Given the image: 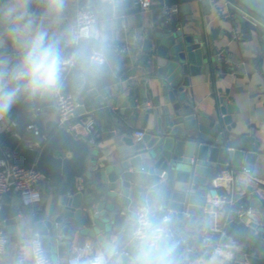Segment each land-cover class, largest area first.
<instances>
[{
  "label": "water",
  "instance_id": "water-1",
  "mask_svg": "<svg viewBox=\"0 0 264 264\" xmlns=\"http://www.w3.org/2000/svg\"><path fill=\"white\" fill-rule=\"evenodd\" d=\"M228 1L236 5L232 10L231 28L240 25L253 45L264 51V0ZM75 2L84 3L85 0ZM190 2L199 3L206 14L209 11L208 0H181V3ZM164 30L154 34L153 40L143 41L147 52L153 47L151 60L155 75L152 79L156 82L158 104L146 108L131 103L136 109L133 117L141 121L142 128H146L151 119L152 130L134 143L124 138V146L116 147V154L103 162L91 159L99 185L89 196L82 191L66 197L63 212L53 221L40 213L33 215L36 233L48 256L54 247L51 239L56 235L53 224L61 225V233L77 228L80 235L89 237L94 243L107 239L117 233L113 229L122 217L119 210L129 209L139 194L152 185L162 190L167 211L181 221L184 215L202 218L204 209L211 207L208 199L225 197L222 189H214L211 184L220 172L246 173L264 182V126L247 127L239 109L223 100L218 108L207 111L196 108L187 91L190 78L199 75L208 61L207 41L201 35H186L182 29L165 26ZM219 31L214 28L210 38L214 40ZM224 36L230 38L231 32ZM87 96L96 102L101 99L93 88L87 91ZM41 100L42 112L35 122L46 136V142L29 148L15 136L1 135L0 144L21 163L35 165L47 176L81 177L87 158L96 155L91 144L97 138L58 127L52 98ZM82 106L81 100L76 113L89 119L90 112H84ZM87 131L94 135L99 133L93 122L87 126ZM85 175L89 178L91 172ZM95 183L93 181L92 185ZM247 191L251 192L252 188L248 187ZM104 198L111 199V203L103 202ZM246 200L251 207L258 201L255 195ZM14 215L10 214L5 222L6 233L12 238L17 233ZM259 218L260 214L254 212L237 222L256 231L264 242V225L259 226ZM68 219L74 220L76 225L62 222ZM177 227L180 230L178 224ZM180 237H186L181 230ZM226 241L227 237L221 238V242ZM186 255L185 251L180 255L181 264H186ZM205 256L209 258L210 254L207 252ZM237 257L244 259L243 255ZM259 257L264 259V247ZM60 263L66 264V258Z\"/></svg>",
  "mask_w": 264,
  "mask_h": 264
},
{
  "label": "crops",
  "instance_id": "crops-1",
  "mask_svg": "<svg viewBox=\"0 0 264 264\" xmlns=\"http://www.w3.org/2000/svg\"><path fill=\"white\" fill-rule=\"evenodd\" d=\"M118 4L119 16L109 64L102 76L87 84L84 97L80 98L84 112H90L89 119L76 113V116L68 123L69 130H77L88 138H97L91 144V149L96 150V155L87 158L81 177L47 176L38 186L41 202L33 207H23L18 196L13 193H8L3 197L0 201V220L6 222L10 214H15L17 233L14 238L7 235L8 241L0 264H29L16 259V250L19 244H26L33 235L37 234L33 215L40 213L47 220L56 219L63 212L64 199L71 198L77 192V178L81 179L84 186L83 192L89 196L99 185V181L94 177L91 159L103 162L116 154V147L124 146V138H129L134 143L135 131L141 130L146 133L152 130L151 119L147 121L146 128H142L141 121L133 117L136 109L131 107V103L146 108L158 104L156 82L152 79L155 75L151 60L153 47L150 52H147L144 50L143 41L153 40L154 34L165 31V25L152 8L147 11L135 9L129 0H118ZM217 6H222L221 2ZM217 6L210 4L207 14L204 7L197 2L181 3L178 6L179 12L175 16L177 24L174 30L182 29L186 35H201L207 41L208 61L202 66L199 75L190 78L188 96L193 98L196 108L201 111L218 108L221 105L220 101L223 100L225 104L235 105L239 109L244 115L243 120L247 127L264 126V51L253 45V41L249 36L246 37L247 33L240 25L231 28L233 14H229L226 18L217 17ZM214 28H219L220 31L212 40L210 35ZM234 30L242 33L241 39L237 40L232 37ZM226 32H231L230 38L224 36ZM124 44L128 46V49L125 53H120L118 48ZM90 88L97 92L98 97L101 98L99 101L96 102L87 96ZM42 101L36 99L31 103L21 100L7 115L17 121L20 134L29 136L23 127L32 120L30 112L32 105L35 104L41 108ZM91 122L95 124V131L99 132L97 135L87 131V126ZM3 149L7 148L3 146ZM129 171L132 172L131 169ZM86 172H91L89 178L86 177ZM237 176L239 180L237 190L234 189L232 193L223 190L224 199L230 198L229 204L219 208L223 198L208 199L211 207L204 209L202 218L184 215L183 220H175L181 232L186 236L185 238L179 236V241L189 258L186 264H208L209 261H214V264H248L244 245L233 242L225 233L227 241L221 242L223 236H219V250L215 254L208 252L209 258L205 256L207 251H202L198 247V235L202 228L225 223L224 230L225 228L231 229L230 218L227 220L228 210L231 208L244 205L252 209L253 212L260 214L257 220L259 226L264 225V182H256L246 173H237ZM69 177H72L74 192H60L62 183L68 181ZM93 181H96L94 185H92ZM248 187L252 188L251 192L247 191ZM253 195L258 201L253 203L254 207H251L246 198H252ZM102 200L107 204L111 203L109 198ZM128 210H119L122 211V217L113 231L120 230ZM65 221L76 225L72 219L62 222ZM238 224L244 223L238 222ZM53 228L56 230V235L51 239L54 247L49 257L56 264H61L62 258H66L82 244H95L89 237L80 235L77 228L64 233L60 231L61 225L53 224ZM255 234H257L256 231ZM260 241L261 247H264V242ZM26 253H29L27 248ZM239 255H243L244 259L239 258L238 260ZM191 256H193L192 260Z\"/></svg>",
  "mask_w": 264,
  "mask_h": 264
},
{
  "label": "clouds",
  "instance_id": "clouds-1",
  "mask_svg": "<svg viewBox=\"0 0 264 264\" xmlns=\"http://www.w3.org/2000/svg\"><path fill=\"white\" fill-rule=\"evenodd\" d=\"M118 16V0H0V119L21 100L59 96L69 75L79 86L102 76ZM179 236L162 190L152 185L120 230L86 244L73 264H181Z\"/></svg>",
  "mask_w": 264,
  "mask_h": 264
},
{
  "label": "built area",
  "instance_id": "built-area-1",
  "mask_svg": "<svg viewBox=\"0 0 264 264\" xmlns=\"http://www.w3.org/2000/svg\"><path fill=\"white\" fill-rule=\"evenodd\" d=\"M133 7L138 8L141 11L149 10L153 5V0H129ZM210 4L217 6L220 2L222 6H217L216 16L219 18H226L229 14H233L232 10H235L236 5L228 0H208ZM179 12L177 5L163 4L160 8L159 18L162 20V24L167 26L171 24L175 16ZM234 39H241L242 33L239 30H234L232 33ZM128 49L127 45H121L118 48L120 53H125ZM33 103V101H30ZM80 99L71 93H67L65 90L62 93L52 98V105L55 110L56 119L58 121V127H65L69 130L68 123L76 116V110L79 107ZM32 120L26 123L23 127L25 133L29 136H24L19 133V124L6 116L4 119H0V136H15L19 142L23 143L29 148L39 147L41 143L46 142L47 138L43 134L41 127L36 124L35 119L38 118L41 113L40 106L35 104L31 107ZM144 136V132L141 130L135 131L133 134L134 140L137 142ZM252 177V176H251ZM47 178L43 172L38 170L35 165H26L21 163L16 156L8 149H3L0 153V201L8 193H13L18 196L21 204L25 208L33 207L41 202V193L39 191V184ZM253 178V177H252ZM76 191L82 192L84 186L80 178L76 179ZM256 182L261 181L253 178ZM239 183L237 173L231 171H224L218 173L211 184L214 189H222L232 193L234 189L237 190ZM223 199L220 202L219 208L230 203V198ZM254 214L253 210L240 205L236 208L228 210L227 220L231 217H235L238 220L248 218ZM225 223L215 224L211 227L202 228L198 235V247L202 251H207L212 254L218 252V238L224 236ZM8 241V236L5 230V221L0 220V261L5 252V247ZM86 244H82L77 247L75 251L71 252L66 257V264H73L80 253L84 249ZM28 249V254L26 253ZM82 258V257H81ZM16 259L19 262H26L29 264H38L43 260L45 264H56L52 262L50 257L46 254L44 247L41 245L39 236L33 235L26 244H19L16 250ZM185 261H189L186 256Z\"/></svg>",
  "mask_w": 264,
  "mask_h": 264
},
{
  "label": "trees",
  "instance_id": "trees-1",
  "mask_svg": "<svg viewBox=\"0 0 264 264\" xmlns=\"http://www.w3.org/2000/svg\"><path fill=\"white\" fill-rule=\"evenodd\" d=\"M153 2L156 4L151 8L158 14V16L160 15V8L163 4L177 5V6L181 4V0H153ZM176 24H177V20H175L174 18L171 24L167 25L166 27L174 29L176 27L175 26ZM86 88H87V84L84 86H79L78 84L74 83L71 75H69L64 90L67 93H71L75 95L77 98L82 99L84 97V91ZM1 149H3L2 144H0V153H1ZM69 178L70 179L68 181L62 183L60 192H68V191L74 192V183L72 181V177ZM1 218L3 217L1 216ZM236 219L237 218L235 217L229 219L231 229L225 228L224 233L228 235L233 242L244 245L245 247L244 251L248 257V264H264V259L259 257V254L262 252L259 234L258 233L255 234L254 230L246 227L244 224H238V222L235 221ZM183 251H184V247L180 242V246H179L180 255L182 254ZM193 256H191V260Z\"/></svg>",
  "mask_w": 264,
  "mask_h": 264
}]
</instances>
